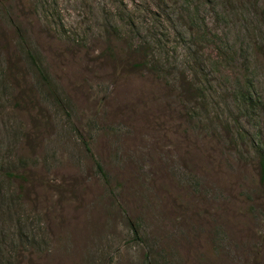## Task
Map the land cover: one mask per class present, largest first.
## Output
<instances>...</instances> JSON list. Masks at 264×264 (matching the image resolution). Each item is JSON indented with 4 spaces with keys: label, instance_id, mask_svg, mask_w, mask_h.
<instances>
[{
    "label": "rangeland",
    "instance_id": "obj_1",
    "mask_svg": "<svg viewBox=\"0 0 264 264\" xmlns=\"http://www.w3.org/2000/svg\"><path fill=\"white\" fill-rule=\"evenodd\" d=\"M262 156L264 0H0V264H264Z\"/></svg>",
    "mask_w": 264,
    "mask_h": 264
},
{
    "label": "trees",
    "instance_id": "obj_2",
    "mask_svg": "<svg viewBox=\"0 0 264 264\" xmlns=\"http://www.w3.org/2000/svg\"><path fill=\"white\" fill-rule=\"evenodd\" d=\"M143 52H145V51L143 50ZM133 53H138V52L136 50ZM132 67H133V69H140V68H146V65H143V64H141V65L133 64ZM180 87H181L182 90L186 89V91H189L190 93H192L193 91H195V89L197 90V92L200 91L199 88H198V86L195 85L193 83V81H191L189 79H187V80L184 79L183 85H180ZM194 87H196V88H194ZM182 115L184 116L183 118H185V116L188 117V114L187 113H184ZM192 119L193 118H191V120ZM188 120H189V118H188ZM188 120H187V122H188ZM260 164H261L262 175L264 177V156H262L261 161H260ZM98 169L100 170V172H103V168L99 164H98Z\"/></svg>",
    "mask_w": 264,
    "mask_h": 264
}]
</instances>
